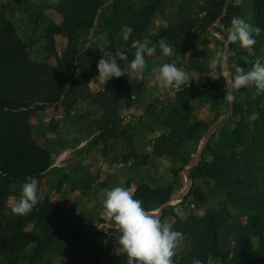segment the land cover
<instances>
[{
  "label": "trees",
  "instance_id": "obj_1",
  "mask_svg": "<svg viewBox=\"0 0 264 264\" xmlns=\"http://www.w3.org/2000/svg\"><path fill=\"white\" fill-rule=\"evenodd\" d=\"M142 1L114 0L111 7H107L105 0H60L54 7L60 20L52 21L45 31L49 52L56 51L57 36L67 39L63 55H57L55 63L35 61L30 57L26 43L0 5V255L10 253L19 259L28 247L35 245L30 262L54 264L44 258L49 249L59 241H70V255L64 264H101L103 255L94 252L91 238L84 229L62 224L59 219L64 213L61 204L42 196V179L53 161L51 152L33 136V116L48 107L72 108L89 90L90 82L98 74L97 62L103 51L92 46L81 47V37L95 29L98 19L110 31L108 52H116L119 48L121 28L130 29L128 39L121 46L129 62L134 59L135 50L131 47L134 40L147 37L156 43L165 38L171 48L176 49L177 56H184L189 49L184 38L186 31L197 25L207 31L217 21L231 24V13L224 14L227 9L231 11L228 0H205L206 5L201 8L205 10L203 19L179 16V20L159 34L148 36L152 18L164 12L169 0ZM25 3L30 1L25 0ZM252 25L262 29L252 49L229 45L236 52L238 64L246 69L252 67L249 61L264 57V0L253 1ZM152 57L145 56V59ZM118 63L123 64V61ZM129 78L127 75L111 78L98 95L104 113L97 123L99 135L94 142L95 145L107 144L109 139L121 137L129 149L124 161L146 167L152 155L136 149L117 112L119 104L131 97ZM223 88V79L213 81L199 77L174 95L173 101L158 114V121L169 132L158 139L154 154L181 158V170L189 165L190 158L185 157L182 150L190 142H199L207 129L204 121L195 118L193 103L196 100L222 103L225 101ZM250 92L259 109L249 132V144L243 146L230 129H225L211 146H207L212 160L202 157L189 173L193 183L184 200L192 196L201 204L209 202L206 193L197 185V180L204 179L213 182L223 193L220 209H208L203 216L191 214L181 219L169 208L174 186L153 187L142 182L135 187L134 198L142 200L146 210L159 212L162 222L170 223L173 230L180 231L191 243L187 253L173 257L174 264H192L193 258L200 259L203 264H208L210 259L222 264H264V95L257 96L254 86ZM174 174L179 178L180 169ZM28 176H35L39 181L40 202L28 215L7 217L12 185L24 183ZM170 219L173 221L169 222ZM105 264H127V259L117 255Z\"/></svg>",
  "mask_w": 264,
  "mask_h": 264
},
{
  "label": "rangeland",
  "instance_id": "obj_2",
  "mask_svg": "<svg viewBox=\"0 0 264 264\" xmlns=\"http://www.w3.org/2000/svg\"><path fill=\"white\" fill-rule=\"evenodd\" d=\"M0 0L9 17L15 24L20 38L26 43L30 57L35 61L55 63L56 56H62L67 46V39L62 36L56 38V51L49 52L45 39V31L49 24L59 22L60 17L54 7L60 0ZM114 0H105L106 6L111 7ZM254 0H228L231 11L230 18L238 16L253 24ZM145 3V0L142 1ZM206 5L205 0H169L164 12L156 14L148 29V36L159 34L169 24L179 20V16H191L193 19H203ZM202 11V12H201ZM200 14L198 15V13ZM39 16L42 20H39ZM229 25L217 21L207 31H202L199 25L184 33L189 49L180 57L178 67H183L192 80L208 77V64L216 53L223 50ZM109 28L98 19L95 29L84 33L81 37V47H96L108 52ZM130 29L126 26L119 33V48L129 37ZM177 51L172 48V55L164 56L162 50H156L153 57L146 59L147 69L144 73H132L129 78L131 97L123 100L117 107L122 119V127L127 129L133 139L136 149L142 153L151 154L146 167H139L133 161L125 162L124 155L129 151L123 138H111L107 144L95 145L94 139L99 135L97 123L103 116L104 107L98 95L104 90L103 82L94 80L84 97L72 108L63 105L48 107L44 112H37L31 120L32 132L37 142L47 148L52 155V167L42 179V196L55 203L61 204L64 213L59 215L60 222L65 226L76 225L82 227L91 238L94 252L101 253L105 264L115 253L116 233L111 227L112 222L105 215L101 201L97 198L99 192L105 188L122 186L130 188L145 182L153 187L172 185L175 187L174 196L169 208L181 219L188 215L203 216L208 209H220L224 200L223 193L213 182L199 179L197 185L202 188L209 198L204 205L192 196L184 200L192 186L189 173L202 159L211 161L212 156L207 146L219 138L221 131L230 129L241 141L243 146L250 142L249 132L252 122L256 119L259 105L251 96V86L236 92V102L205 103L196 100L193 103L194 116L204 121L207 129L199 142H190L182 152L190 158V164L183 166L181 158L154 154V147L158 139L169 132L157 117L167 103L174 97L167 90H161L151 72L153 67L162 63L175 61ZM243 96V99H241ZM107 152V155L105 153ZM180 169V177L174 171ZM23 183L13 184L12 195L8 201L7 217H12L11 207L21 194ZM236 216L235 210H230ZM159 214V212H153ZM173 221L172 219L168 220ZM191 243L185 238L179 246L178 254L187 253ZM35 245L16 259L14 254L0 255V264H44V262H30ZM71 242L59 241L53 245L45 259L54 264H64L70 255ZM208 264H222L221 261L210 259Z\"/></svg>",
  "mask_w": 264,
  "mask_h": 264
},
{
  "label": "clouds",
  "instance_id": "obj_3",
  "mask_svg": "<svg viewBox=\"0 0 264 264\" xmlns=\"http://www.w3.org/2000/svg\"><path fill=\"white\" fill-rule=\"evenodd\" d=\"M227 32L223 50L217 52L208 64L207 76L213 81L223 79V99L228 104L236 102L237 91L249 86H254L257 96L264 95V57L258 56L254 61H249L252 67L246 69L238 64L236 52L229 47L230 44H238L241 49H252L257 43L255 37L261 35L262 29L244 18L234 16ZM157 46L164 56L172 55V48L165 38L153 43L147 37L132 42L131 47L135 51L134 59L130 62L123 52L103 53L97 62L98 76L94 80L106 84L113 77L144 73L148 67L145 56L152 57ZM118 61H123V64ZM179 62L178 56L171 63L165 62L151 69L161 90H167L173 96L182 92L184 86L188 87L192 80L183 67H178ZM38 184L35 176L26 178L19 199L11 207L14 215H28L40 202ZM97 198L102 203L106 217L112 222L111 227L119 234L115 237V253L125 256L127 264H174L173 257L178 254L184 235L173 230L170 223L162 222L159 215L146 210L143 201L135 199L130 188H105ZM192 264L203 262L193 258Z\"/></svg>",
  "mask_w": 264,
  "mask_h": 264
}]
</instances>
